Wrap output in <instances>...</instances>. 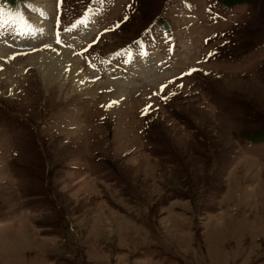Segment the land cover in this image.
I'll return each instance as SVG.
<instances>
[{
    "label": "rangeland",
    "instance_id": "rangeland-1",
    "mask_svg": "<svg viewBox=\"0 0 264 264\" xmlns=\"http://www.w3.org/2000/svg\"><path fill=\"white\" fill-rule=\"evenodd\" d=\"M0 264H264V0H0Z\"/></svg>",
    "mask_w": 264,
    "mask_h": 264
},
{
    "label": "bare ground",
    "instance_id": "bare-ground-1",
    "mask_svg": "<svg viewBox=\"0 0 264 264\" xmlns=\"http://www.w3.org/2000/svg\"><path fill=\"white\" fill-rule=\"evenodd\" d=\"M44 62V61H43ZM49 63V62H48ZM44 64V63H43ZM60 65V64H59ZM52 66H54V64L53 65H51V67ZM58 66V65H57ZM74 66V65H73ZM75 67V66H74ZM53 68V67H52ZM57 70V69H56ZM79 70H80V68H79ZM65 71L67 72V74L66 73H64V75H63V81H65V82H70L71 83V85H78L79 84V82H80V73L78 72V70L76 69V70H73V69H65ZM56 76H57V74L53 71V69H51L50 71H48V73L46 74V78L47 79H49L50 81H52L53 79H56ZM82 76H84V74L82 75ZM58 78V77H57ZM59 79V78H58ZM83 79V78H82ZM62 80V79H61ZM56 81V80H55ZM81 83V82H80ZM79 86V85H78ZM80 87V86H79ZM77 88V87H76Z\"/></svg>",
    "mask_w": 264,
    "mask_h": 264
}]
</instances>
